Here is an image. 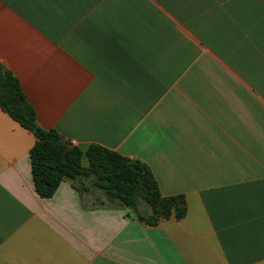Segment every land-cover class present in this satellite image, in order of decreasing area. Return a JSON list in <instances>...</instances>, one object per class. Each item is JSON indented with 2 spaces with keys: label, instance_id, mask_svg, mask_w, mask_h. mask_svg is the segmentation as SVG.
<instances>
[{
  "label": "crops",
  "instance_id": "obj_1",
  "mask_svg": "<svg viewBox=\"0 0 264 264\" xmlns=\"http://www.w3.org/2000/svg\"><path fill=\"white\" fill-rule=\"evenodd\" d=\"M0 63L38 125L187 202L151 225L68 179L41 197L0 107V264H264V0H0Z\"/></svg>",
  "mask_w": 264,
  "mask_h": 264
},
{
  "label": "trees",
  "instance_id": "obj_2",
  "mask_svg": "<svg viewBox=\"0 0 264 264\" xmlns=\"http://www.w3.org/2000/svg\"><path fill=\"white\" fill-rule=\"evenodd\" d=\"M0 107L36 137L29 156L35 190L41 197H52L59 185L68 179L82 191L81 196L91 187L100 189L102 195L97 196L96 205L129 208L147 224L180 219L187 213L185 196H164L153 172L142 161L97 143L90 144L84 151L71 145L55 128L38 125L36 110L20 81L2 63ZM84 154L88 166L82 162ZM142 204L150 206L151 213L144 216L140 211Z\"/></svg>",
  "mask_w": 264,
  "mask_h": 264
},
{
  "label": "rangeland",
  "instance_id": "obj_3",
  "mask_svg": "<svg viewBox=\"0 0 264 264\" xmlns=\"http://www.w3.org/2000/svg\"><path fill=\"white\" fill-rule=\"evenodd\" d=\"M144 205V206H143ZM142 210H141V213L145 216V215H147L146 213H145V206H146V204H142Z\"/></svg>",
  "mask_w": 264,
  "mask_h": 264
},
{
  "label": "built area",
  "instance_id": "obj_4",
  "mask_svg": "<svg viewBox=\"0 0 264 264\" xmlns=\"http://www.w3.org/2000/svg\"><path fill=\"white\" fill-rule=\"evenodd\" d=\"M69 143H70L71 145H76V141H75V140H70Z\"/></svg>",
  "mask_w": 264,
  "mask_h": 264
}]
</instances>
